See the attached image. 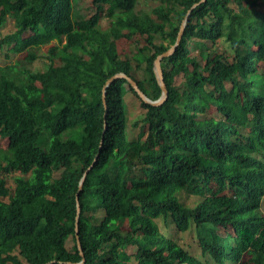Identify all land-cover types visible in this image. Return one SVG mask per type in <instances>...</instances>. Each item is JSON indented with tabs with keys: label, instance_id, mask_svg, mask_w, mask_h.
<instances>
[{
	"label": "trees",
	"instance_id": "16d2710c",
	"mask_svg": "<svg viewBox=\"0 0 264 264\" xmlns=\"http://www.w3.org/2000/svg\"><path fill=\"white\" fill-rule=\"evenodd\" d=\"M91 1L0 0V44L24 53L0 65V264H132L129 247L134 264H264V0ZM189 10L166 100L118 78L104 107L118 72L159 98L153 62ZM125 91L145 109L132 139Z\"/></svg>",
	"mask_w": 264,
	"mask_h": 264
},
{
	"label": "rangeland",
	"instance_id": "374dc122",
	"mask_svg": "<svg viewBox=\"0 0 264 264\" xmlns=\"http://www.w3.org/2000/svg\"><path fill=\"white\" fill-rule=\"evenodd\" d=\"M158 1L156 0H147V4L145 3V0H139L137 8H147L153 4H156ZM75 11L77 13V16H89L93 12L92 8V1L91 0H76L75 4ZM14 30V20L12 16H8L7 20L0 25V38L4 35H7L8 33L12 32ZM62 43H58L56 40L51 41V43L44 45L40 48L38 51V56L36 60L33 61V63L30 65V68L34 71L37 70H44L45 68V61L48 58V49L54 45H62ZM222 46V45H221ZM223 47V46H222ZM24 57V53H19L15 47L14 44L12 45H7L5 43L0 44V65H7L10 63H14L18 59H22ZM181 77L178 76L176 81L180 82ZM124 107L126 110V116H127V123L125 127V138L132 139L136 138L138 133H139V127L133 126V123L135 121H139L145 113V109L141 107L140 105V100L131 92V91H125L124 93ZM2 145H6V140L2 139L1 140ZM261 212L264 214V200L262 202L261 206ZM189 234H193V232H189ZM189 237H184V241L182 244H184L186 249L191 251L192 253H196L198 255L199 251H197L195 241L193 238ZM73 244L72 238H68L66 242V247L70 248ZM131 253V247L127 249V254L126 259L128 261H131L132 264L135 263L133 255Z\"/></svg>",
	"mask_w": 264,
	"mask_h": 264
},
{
	"label": "water",
	"instance_id": "95a60500",
	"mask_svg": "<svg viewBox=\"0 0 264 264\" xmlns=\"http://www.w3.org/2000/svg\"><path fill=\"white\" fill-rule=\"evenodd\" d=\"M202 1H204V0H200L199 2H202ZM197 4L198 3L194 4L193 7L196 6ZM189 13H190V10L187 12L185 18L182 21V24L180 26V29H179V32H178V35H177V39H176V42L174 43V45L169 47L163 53L159 54L155 58V60L153 62L154 74H155L157 83H158V85L161 88V95L159 96V98H157L156 100H152V99L148 98L144 94V92L139 88L138 84L131 77L127 76L123 72H118V73L113 74L111 77H109L105 81V84H104L103 90H102V99H103L104 107H105V89L112 81H114L115 79H118V78H125L128 81V83L132 86V88L134 89L136 94L139 96V98L146 104H150V105L156 106V105L162 104L166 100L167 95H168V90H167L166 84H165L164 79H163V72H162V69H161L160 61H161V59L163 57H166V56L170 55L175 50L176 46L178 45V43L180 41V38H181V35L183 33L184 26H185V24L187 22V18H188ZM101 141H102V139H101ZM101 141H100V143H101ZM90 168H91V166H89L85 170L83 176L81 177V179L79 181V189H81L84 177H85L86 173L90 170ZM79 212H80V204H79V201H78V193H76L75 236H76V241H77V247H78V250H79V254L82 256V260L79 263H82L84 261V258H83V252H82V249H81V245H80V242H79V233H78V214H79Z\"/></svg>",
	"mask_w": 264,
	"mask_h": 264
}]
</instances>
